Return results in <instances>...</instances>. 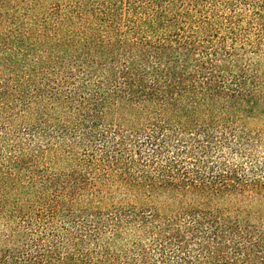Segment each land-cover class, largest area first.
<instances>
[{
	"label": "trees",
	"instance_id": "16d2710c",
	"mask_svg": "<svg viewBox=\"0 0 264 264\" xmlns=\"http://www.w3.org/2000/svg\"><path fill=\"white\" fill-rule=\"evenodd\" d=\"M264 0H0V264H264Z\"/></svg>",
	"mask_w": 264,
	"mask_h": 264
},
{
	"label": "rangeland",
	"instance_id": "374dc122",
	"mask_svg": "<svg viewBox=\"0 0 264 264\" xmlns=\"http://www.w3.org/2000/svg\"><path fill=\"white\" fill-rule=\"evenodd\" d=\"M247 124L253 128H264V116H259L247 121Z\"/></svg>",
	"mask_w": 264,
	"mask_h": 264
}]
</instances>
